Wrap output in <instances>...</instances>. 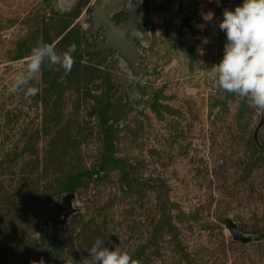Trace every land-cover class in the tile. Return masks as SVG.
<instances>
[{"label":"rangeland","instance_id":"1","mask_svg":"<svg viewBox=\"0 0 264 264\" xmlns=\"http://www.w3.org/2000/svg\"><path fill=\"white\" fill-rule=\"evenodd\" d=\"M102 1L61 12L57 0H0V264H87L97 238L139 264H264V240L242 244L227 230L233 220L264 237V125L258 148L259 111L219 89L212 71L235 0H129L149 12L135 39L140 81L113 50L91 47L102 39L104 26L92 29ZM128 6L109 20L120 26ZM189 15L193 37L178 27ZM40 41L58 52L75 43V64L68 74L45 65L26 99L11 84ZM109 74L107 120L123 164L84 177L71 191L77 211L64 227L49 223V236L44 221L62 215L66 176L96 167L103 152L94 109Z\"/></svg>","mask_w":264,"mask_h":264},{"label":"clouds","instance_id":"2","mask_svg":"<svg viewBox=\"0 0 264 264\" xmlns=\"http://www.w3.org/2000/svg\"><path fill=\"white\" fill-rule=\"evenodd\" d=\"M56 7L61 12L68 10L63 0H59ZM219 29L225 32L226 42L222 58L212 67L217 77L216 86L264 113V0H243L234 10L225 9ZM203 42L207 43V38ZM76 50L75 43L58 52L55 44L38 42L31 49L26 67L15 74L10 91L23 90L26 99L34 96L40 89L31 86V82L43 67L47 65L50 71L63 69L65 74L70 73ZM87 251L90 257L87 264H139L130 252L110 249L101 238Z\"/></svg>","mask_w":264,"mask_h":264},{"label":"water","instance_id":"3","mask_svg":"<svg viewBox=\"0 0 264 264\" xmlns=\"http://www.w3.org/2000/svg\"><path fill=\"white\" fill-rule=\"evenodd\" d=\"M75 0H63V4L66 8H69ZM127 0H103L99 5L94 7V13L92 17V29L97 28L103 24L105 26V40H94L95 44L93 50H105L113 49L116 57L123 64L125 70L129 72L131 79L140 81L139 76L144 74L146 70L137 64L139 53L135 46V39L143 40L142 27L147 18L139 21L136 12L133 8L128 10V17L122 20V25H116L113 21L109 20L111 13L121 8ZM59 2L57 0L56 4ZM243 0H235L233 10L236 6L241 5ZM193 16H184L178 25L179 29L189 30L191 36H194L193 30ZM91 48V49H92ZM130 100L136 107H141L144 103V99L138 92L137 88L133 86L129 91ZM264 125V113L259 112L258 122L253 130V141L255 145L260 148L257 135L259 128ZM74 197L73 192H67L62 199L63 212L60 218H48L44 221L45 231H49L51 236L55 230L51 228L49 223H53L59 227H64L67 219L77 211L72 205V199ZM227 230L233 240L239 241L242 244H247L252 241L264 240V237L258 234H246L239 230L237 223L233 220H229L227 223ZM45 232V233H46Z\"/></svg>","mask_w":264,"mask_h":264},{"label":"trees","instance_id":"4","mask_svg":"<svg viewBox=\"0 0 264 264\" xmlns=\"http://www.w3.org/2000/svg\"><path fill=\"white\" fill-rule=\"evenodd\" d=\"M92 44V43H91ZM90 44V45H91ZM113 76L107 75L105 77V89L101 94L99 102H97V107L94 109L98 121L100 124L102 139H103V152L101 154L100 160L96 167L90 168L88 170H82L75 173L68 174L64 181L63 187L67 192H71L75 187L81 184L84 177L97 176L101 171L106 170L109 167L117 166L123 164L122 160L115 158L113 155L114 151V126L108 123L107 120V110L109 105V95H110V82H112ZM132 102V101H131ZM133 103V102H132ZM126 176V173L124 174Z\"/></svg>","mask_w":264,"mask_h":264},{"label":"flooded vegetation","instance_id":"5","mask_svg":"<svg viewBox=\"0 0 264 264\" xmlns=\"http://www.w3.org/2000/svg\"><path fill=\"white\" fill-rule=\"evenodd\" d=\"M129 0H127L125 3H124V5L121 7V8H123V7H125V6H128L129 5ZM129 8L130 9H134L136 12H138V16H137V18H138V20L139 21H141V20H143V19H145L146 17H147V14L149 13L148 12V10H147V8H145L144 6H140V5H134L133 4V6L132 7H130V6H128V7H126L125 9H123V12H122V14H119V18L117 19L118 21H117V23H120L121 25H122V20H124V19H126L127 17H128V10H129ZM101 25H103V24H101ZM144 25V24H143ZM100 26V25H99ZM104 26V25H103ZM105 26L102 28V36H101V38L102 39H100V38H96V40H100V41H104L105 40ZM94 41V40H93ZM92 43V42H91ZM95 46V44H92L91 45V47H94ZM106 50H113V49H105V50H98V52H101V51H106ZM114 51V50H113ZM114 53H115V51H114Z\"/></svg>","mask_w":264,"mask_h":264}]
</instances>
